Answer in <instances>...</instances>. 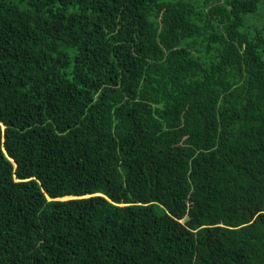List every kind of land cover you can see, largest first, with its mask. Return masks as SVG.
<instances>
[{"label":"trees","instance_id":"trees-1","mask_svg":"<svg viewBox=\"0 0 264 264\" xmlns=\"http://www.w3.org/2000/svg\"><path fill=\"white\" fill-rule=\"evenodd\" d=\"M0 264H264V0H0Z\"/></svg>","mask_w":264,"mask_h":264},{"label":"rangeland","instance_id":"rangeland-1","mask_svg":"<svg viewBox=\"0 0 264 264\" xmlns=\"http://www.w3.org/2000/svg\"><path fill=\"white\" fill-rule=\"evenodd\" d=\"M244 213V216L246 217V220H251L253 218V215L254 214H251L250 211L246 210V211H243ZM179 224L182 226L181 228H178L180 226H176V228L174 229L175 230V233L176 234H179L181 232L182 229H185V230H189L191 229V224L192 222L190 221H186V219H183V220H180L179 221Z\"/></svg>","mask_w":264,"mask_h":264}]
</instances>
